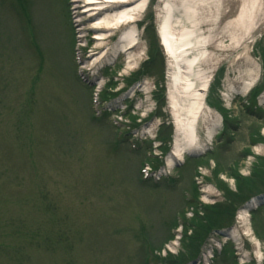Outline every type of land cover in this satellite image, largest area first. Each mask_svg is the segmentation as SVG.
I'll return each mask as SVG.
<instances>
[{
	"label": "rangeland",
	"instance_id": "374dc122",
	"mask_svg": "<svg viewBox=\"0 0 264 264\" xmlns=\"http://www.w3.org/2000/svg\"><path fill=\"white\" fill-rule=\"evenodd\" d=\"M86 1L0 0V264H264V0L195 3L191 81L207 70L218 133L168 170L175 70L161 25L181 1L146 0L126 49L129 26L89 18Z\"/></svg>",
	"mask_w": 264,
	"mask_h": 264
},
{
	"label": "bare ground",
	"instance_id": "6f19581e",
	"mask_svg": "<svg viewBox=\"0 0 264 264\" xmlns=\"http://www.w3.org/2000/svg\"><path fill=\"white\" fill-rule=\"evenodd\" d=\"M78 1L80 0H77V2ZM137 1H139V3L133 6L134 2ZM180 1L181 3L166 4L164 7V21L161 25V39L163 41L161 45L171 57L170 62L175 70L173 81L170 85L169 95L170 105L173 109V114L175 115L177 123L175 148L167 158L165 164L166 170L174 164L182 161L186 153L198 152L201 154L202 151L204 152V150H208L209 145L212 144L211 141H213V138L218 133L219 126V114H216V112L210 109L204 101L205 93L207 91L206 86L208 84L207 77H205L207 70H196V81L199 80L202 82V85H199V88H197L195 83L191 81L192 75L195 71V65L200 58L198 55L199 53L194 55L192 51L197 50L196 52H199V43V46H203V43L199 39L202 35L197 30L201 22L198 11L195 8L197 0ZM145 5L146 0H87L83 7L85 8L84 12H90L89 18H95V21L103 19L104 24L117 25L118 23H121L120 27L129 26V30L125 31L123 37L117 44L119 47L126 49L128 45L131 47L136 46L137 39L134 35V27L130 26L134 23L136 16L143 11ZM103 15L106 16L102 18ZM94 28L96 30L95 38L97 40H101L103 38L102 36L105 35V31L109 30L107 25L95 26ZM79 32L82 34L84 31L82 30ZM226 34H228L227 31ZM229 35H231L232 38H235L236 36L231 32ZM81 68L84 67L81 66ZM78 75L83 81H86V84L93 85L90 78L83 72V69ZM250 77L253 80H256L258 74H252ZM251 82L252 81L249 83L246 82L247 85L244 87V91L249 90L248 88L251 85ZM96 91L97 93H100L99 89ZM98 97L99 96L94 97V102L96 104L100 102ZM185 105H188V107ZM197 118L203 119L204 124L206 125L207 139L205 140L201 139L197 134V129L195 127L199 123V119ZM121 132L122 130H119V133ZM118 138L121 137L118 135ZM164 173H166V171ZM148 174L150 173L147 172V175ZM157 176L159 178L163 175ZM194 198L197 199L195 196ZM194 201L195 200H192V203H194ZM197 202V204L200 205L202 201L200 202L199 200ZM204 205L207 207L206 204ZM245 207L247 208V206ZM246 208H243L244 211L241 210V216H249L248 209ZM180 217L184 218L183 216ZM249 232L252 234V231ZM232 236L234 237L233 240L240 246V236ZM229 237H231V235ZM252 237L254 238L253 235ZM226 241L228 240L224 239V242ZM252 241L258 243L256 239H253ZM255 255L260 260L263 258V255L258 250H256Z\"/></svg>",
	"mask_w": 264,
	"mask_h": 264
},
{
	"label": "trees",
	"instance_id": "16d2710c",
	"mask_svg": "<svg viewBox=\"0 0 264 264\" xmlns=\"http://www.w3.org/2000/svg\"><path fill=\"white\" fill-rule=\"evenodd\" d=\"M192 225V224H191ZM193 226V225H192ZM204 226H197L196 225V228H197V230H196V233H195V236H194V239H197V238H199L200 236H201V234H202V232H199V231H201V230H198L199 228H203ZM204 231H208L206 228L204 229ZM204 235H206L205 233H203V236ZM192 238V237H191Z\"/></svg>",
	"mask_w": 264,
	"mask_h": 264
}]
</instances>
